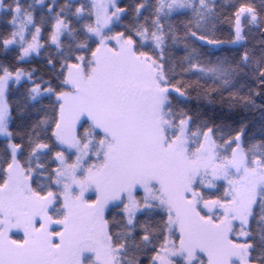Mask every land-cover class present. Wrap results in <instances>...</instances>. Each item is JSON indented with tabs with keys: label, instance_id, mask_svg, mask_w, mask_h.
<instances>
[{
	"label": "snow or ice",
	"instance_id": "1",
	"mask_svg": "<svg viewBox=\"0 0 264 264\" xmlns=\"http://www.w3.org/2000/svg\"><path fill=\"white\" fill-rule=\"evenodd\" d=\"M0 264H264V0H0Z\"/></svg>",
	"mask_w": 264,
	"mask_h": 264
}]
</instances>
